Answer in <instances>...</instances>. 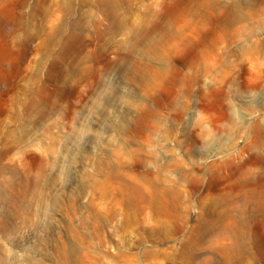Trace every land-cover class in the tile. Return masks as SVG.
<instances>
[{
	"label": "rangeland",
	"instance_id": "1",
	"mask_svg": "<svg viewBox=\"0 0 264 264\" xmlns=\"http://www.w3.org/2000/svg\"><path fill=\"white\" fill-rule=\"evenodd\" d=\"M0 264H264V0H0Z\"/></svg>",
	"mask_w": 264,
	"mask_h": 264
}]
</instances>
